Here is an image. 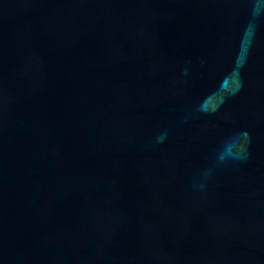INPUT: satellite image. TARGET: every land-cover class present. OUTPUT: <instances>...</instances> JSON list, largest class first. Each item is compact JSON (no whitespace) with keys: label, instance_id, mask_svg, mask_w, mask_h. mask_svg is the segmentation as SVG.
I'll use <instances>...</instances> for the list:
<instances>
[{"label":"water","instance_id":"water-1","mask_svg":"<svg viewBox=\"0 0 264 264\" xmlns=\"http://www.w3.org/2000/svg\"><path fill=\"white\" fill-rule=\"evenodd\" d=\"M0 264H264V0H0Z\"/></svg>","mask_w":264,"mask_h":264}]
</instances>
